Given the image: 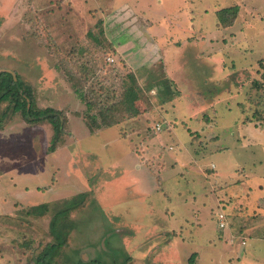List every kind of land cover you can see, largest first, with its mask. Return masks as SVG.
<instances>
[{
	"label": "rangeland",
	"instance_id": "374dc122",
	"mask_svg": "<svg viewBox=\"0 0 264 264\" xmlns=\"http://www.w3.org/2000/svg\"><path fill=\"white\" fill-rule=\"evenodd\" d=\"M141 2L132 13L113 9L120 0H0V71L30 85L37 108L67 118V150L52 153L46 123L17 113L0 129L21 126L0 136L5 196L35 198L0 215V264H35L54 241L55 212L83 192V206L62 220L68 235L56 264H121V253L128 264H189L192 254L193 264H240L242 241L232 255L223 236L252 227L244 259L264 264V0ZM232 7L235 21L222 27L216 14ZM113 19L125 44L115 49L133 66L146 58L134 70L107 42ZM68 75L93 104L89 114L98 121L100 108L118 102L119 122L88 134ZM129 87L135 117L123 110ZM41 204L43 216L29 212Z\"/></svg>",
	"mask_w": 264,
	"mask_h": 264
},
{
	"label": "trees",
	"instance_id": "16d2710c",
	"mask_svg": "<svg viewBox=\"0 0 264 264\" xmlns=\"http://www.w3.org/2000/svg\"><path fill=\"white\" fill-rule=\"evenodd\" d=\"M237 7L225 8L219 11L216 15L222 27H229L235 21L237 15ZM119 63L122 61L116 60ZM73 78V76H72ZM70 75L67 76V81L74 88V93L78 97L79 101L83 104L84 110L87 113L82 114L84 124L90 133H94L103 128H109L117 124L119 121L118 102L115 105L109 106L104 112L100 108L97 115L100 116V120L93 114H89L92 110L93 104L87 100L83 94L82 87L79 84L73 82ZM133 81V77L130 76ZM138 99L137 91L129 87L123 92L122 103L124 106V113L129 117H135L139 115V112L135 106V102ZM4 105L3 109L0 110V129L7 122V120L13 114H20L24 120L29 123H41L47 122L52 128V137L48 152L52 153L60 147L63 143V136L65 134V125L67 118L63 111L54 108L39 109L35 105V97L33 95L32 88L26 84L17 74H12L9 71H0V107ZM89 112V113H88ZM88 196L87 193H79L76 196L64 201L63 206L59 208L50 222L51 234L53 236V243L48 245L46 249L37 255L35 264H56V256L60 249L66 245L68 231L67 226L64 225L62 220L68 216L72 211L77 210L84 204V199ZM48 211V206L45 204L32 207L30 213L35 216H43ZM123 258L121 264H128L131 262V258L126 256L125 253H121ZM196 254H192L188 260L189 264L194 263ZM72 264H102L99 260L89 259L83 261L78 258Z\"/></svg>",
	"mask_w": 264,
	"mask_h": 264
},
{
	"label": "crops",
	"instance_id": "0c3cea01",
	"mask_svg": "<svg viewBox=\"0 0 264 264\" xmlns=\"http://www.w3.org/2000/svg\"><path fill=\"white\" fill-rule=\"evenodd\" d=\"M116 3V2H115ZM142 2H141V0H134V1H128V0H120V3H118V5L116 4V6H114V8L113 9H115V8H117V9H123V8H127V9H129L131 12L133 11L134 12V10L136 11V12H141V8H142V5L143 4H141ZM112 9V10H113ZM116 9V10H117ZM133 9V10H132ZM124 10H126V9H124ZM132 12V13H133ZM119 22V24H120V21H118L117 19H113V21L112 22H109L104 28H103V30L105 31L104 33H105V35H106V38H107V42H108V44L114 49V51L116 52V54H115V60H119V61H122V62H126V64H128V66L130 67H132L133 68V70L135 69L134 68V66L136 65V64H139V63H144L145 62V60L144 59H146L145 58V56H143L142 58H140L139 59V62L138 63H136L134 66L131 64V62L132 61H130L131 60V57H124L123 55H122V49L123 48H118V49H115V46L116 45H121L122 47H123V45H125L124 44V42L120 39V37H121V35H122V33H123V31L122 30H116V28L114 27V28H111L110 26H111V24L112 23H118ZM123 25V24H122ZM126 25V23L123 25V26H125ZM114 31V32H113ZM151 36H152V34H151ZM187 39H189V37L187 38ZM188 41H186V43H187ZM180 45V44H179ZM119 51V52H118ZM159 51H160V49H159ZM141 53H143V52H141ZM118 55V56H117ZM144 55V54H143ZM138 57H134V60H136ZM157 58H161V57H152V60H157ZM167 58L166 57H162V60L164 61V60H166ZM180 59H181V57H180ZM133 60V61H134ZM125 64V63H124ZM182 66H183V62H180L179 61V64L178 65H176V67L175 68H177V71L179 72L181 69H182ZM170 67V66H169ZM60 87H55V88H52V87H49V89L50 90H54V91H56L57 89H59ZM74 103H76V104H78L79 105V108H81V111L84 109V106H83V104H81L80 103V101H78V100H75L74 101ZM75 111V113H76V111L77 112H79V110H74ZM81 111H80V113H81ZM75 119H77V118H75ZM77 120H79L80 122H83V124H84V121H83V119H82V117H80V118H78ZM71 121V119H68V123ZM41 123H46V124H48L47 122H41ZM11 124V122L10 123H8V124H6L5 126V128H4V130H2V131H0V136H2L3 137V135L5 134V133H7L6 131H7V129L8 130H10L11 131V129H13L14 131V133H17L18 132V130H19V128H21V126L20 125H16V127H14V126H12V124ZM39 124V123H38ZM49 126H50V124H48ZM85 125V124H84ZM80 126V125H79ZM9 127H10V129H9ZM51 127V126H50ZM70 127H71V125H70ZM85 129H86V132L88 133V134H92V133H90L89 131H88V129L86 128V126H85ZM22 130H24L23 129V127H22ZM70 138L72 139V142H73V139L75 138V133H74V131H73V129H72V127L70 128ZM9 132V131H8ZM13 133V134H14ZM11 134H12V132H11ZM8 137V136H7ZM0 143H1V137H0ZM1 146V145H0ZM58 149H61V150H63V149H65V150H67V146H66V143H65V139H64V143L60 146V147H58ZM9 161V160H8ZM2 162H4L3 161V157H2V153H0V164L2 163ZM1 172V171H0ZM7 172V171H6ZM34 173H36V172H34ZM3 174H5V173H2L1 172V174H0V215H4V211H6V212H10V213H8L9 215H12L13 213H12V211L13 210H15V205L17 204V206H18V204H21V205H28L29 204V206H32L33 205V201H34V199L35 198H33L32 200H28V201H26L25 200V197H26V195H20V197H18V196H15V195H13V194H11V195H13V202H11L8 198H10L9 196H5V191L4 190H6V188H5V185L4 184H6V181L4 180L5 178H4V176H3ZM33 176V175H32ZM13 188H15L16 187V184H14L13 186H12ZM10 189V188H9ZM12 190V189H11ZM15 190V189H14ZM24 193H26V191H23ZM11 199V198H10ZM26 202V203H25ZM34 204H37V203H34ZM10 210V211H9ZM255 216H259L258 214L256 215L255 214ZM260 217V216H259ZM253 218H255V217H253ZM253 225H255V222L253 223ZM252 229H254V227H252L251 228V230L250 231H245L244 233L245 234H243V231L242 232H239L238 234L237 233H232V232H234L233 230H230L231 232H227V234H225L223 237H224V239L226 240H224L225 242L224 243H228V246H230V248H231V253H232V255L234 254V250H233V246H234V240L235 239H238V240H241L242 242L240 243V245H237L238 246V252H237V260L240 262V264H257V262H256V260H247V259H244V258H248L247 257V255H250V250L252 249V248H250L249 249V251L248 250H246V252H245V249H242V247H246V242H244L245 241V239H246V237H247V235L248 234H253V230ZM240 233L242 234V235H240ZM173 238V237H172ZM253 239H254V241L255 240H257L258 241V239H262V238H259V237H257V236H254L253 237ZM169 243V242H168Z\"/></svg>",
	"mask_w": 264,
	"mask_h": 264
},
{
	"label": "built area",
	"instance_id": "2783aa9c",
	"mask_svg": "<svg viewBox=\"0 0 264 264\" xmlns=\"http://www.w3.org/2000/svg\"><path fill=\"white\" fill-rule=\"evenodd\" d=\"M108 61L113 62V59L109 58ZM159 129H160V127L158 126L156 128V130L158 131ZM225 222H226V215H224L222 212L218 213L217 214V226H218V228L223 229L226 225Z\"/></svg>",
	"mask_w": 264,
	"mask_h": 264
},
{
	"label": "water",
	"instance_id": "95a60500",
	"mask_svg": "<svg viewBox=\"0 0 264 264\" xmlns=\"http://www.w3.org/2000/svg\"><path fill=\"white\" fill-rule=\"evenodd\" d=\"M13 74V73H12ZM14 75V74H13Z\"/></svg>",
	"mask_w": 264,
	"mask_h": 264
}]
</instances>
